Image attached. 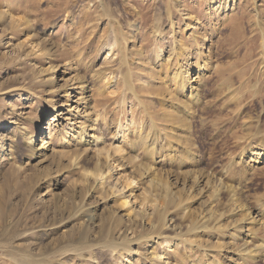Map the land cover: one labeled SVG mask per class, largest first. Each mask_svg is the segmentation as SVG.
I'll list each match as a JSON object with an SVG mask.
<instances>
[{
    "label": "rangeland",
    "instance_id": "1",
    "mask_svg": "<svg viewBox=\"0 0 264 264\" xmlns=\"http://www.w3.org/2000/svg\"><path fill=\"white\" fill-rule=\"evenodd\" d=\"M2 144L0 264H264V0H0Z\"/></svg>",
    "mask_w": 264,
    "mask_h": 264
},
{
    "label": "bare ground",
    "instance_id": "2",
    "mask_svg": "<svg viewBox=\"0 0 264 264\" xmlns=\"http://www.w3.org/2000/svg\"><path fill=\"white\" fill-rule=\"evenodd\" d=\"M211 41L208 39L206 42H205V44H204V47H203V49H206L207 48V46H209V43H210ZM206 46V47H205ZM190 67L187 69V75L184 77V76H182V75H180V81L178 82L179 83V85H178V87L179 88H182V87H185L186 86V84H188V81L186 80V79H188V78H190ZM54 108L51 110V112L49 113V114H54ZM46 115V114H45ZM44 115V116H45ZM41 121V120H40ZM117 131V130H116ZM115 134H116V132H115ZM120 134V136H122V134L120 133V132H118V135ZM30 136L27 134L26 136H25V138L26 139H28ZM82 138V137H81ZM122 138V137H121ZM43 146V145H42ZM132 147V146H131ZM5 149V146L2 144V145H0V151H3ZM41 149H42V147H41ZM44 149V148H43ZM121 149V148H120ZM106 151V150H105ZM115 151L116 152H120L119 151V148L118 147H116L115 148ZM110 152V151H109ZM106 154H108L107 153V151H106ZM111 154V153H110ZM117 154V153H116ZM116 154H114V155H116ZM123 154V153H122ZM121 154V155H122ZM109 155V154H108ZM113 155V154H112ZM254 155V154H253ZM255 156L258 158V159H260V158H264V149H261V150H259V151H257V152H255ZM110 157V156H109ZM113 157H115V156H113ZM120 157V156H119ZM259 168V167H258ZM124 204V207H125V205H127L128 203L127 202H125V203H123ZM250 213V215L252 214L251 212H249ZM250 219L248 220V221H246L247 222V225L248 226H253V228H254V225H257L258 223H260L261 225L263 224L264 225V213L261 211H258L257 212V216H250L249 217ZM241 223V222H240ZM244 224V223H243ZM241 225H242V223H241ZM245 229V228H244ZM247 231L250 233L248 236H250L253 240H254V243L249 247V248H246V249H244L243 251H239V253L241 254V257L243 256H245V257H248V258H250V259H252V260H255V259H259L260 257H262V256H264V241H262L261 239H259V238H256V236H255V234L253 233L254 232V229H247ZM257 232V231H256ZM243 246V245H242ZM248 246V245H247ZM172 248V247H171ZM235 249V248H234ZM170 252H172L171 251V249H168ZM175 251V250H174ZM173 251V252H174ZM239 254V255H240ZM238 255V256H239ZM245 259V258H244Z\"/></svg>",
    "mask_w": 264,
    "mask_h": 264
}]
</instances>
